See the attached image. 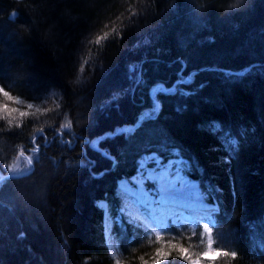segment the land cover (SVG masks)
<instances>
[{"label":"trees","instance_id":"obj_1","mask_svg":"<svg viewBox=\"0 0 264 264\" xmlns=\"http://www.w3.org/2000/svg\"><path fill=\"white\" fill-rule=\"evenodd\" d=\"M0 84L42 112L0 116V170L18 153L34 162L0 181V264H116L98 201L116 219L118 182L147 152L178 153L219 203V264H264V0H0ZM156 102L131 138L98 144L108 158L88 145ZM112 232L144 264L150 230L125 218Z\"/></svg>","mask_w":264,"mask_h":264},{"label":"rangeland","instance_id":"obj_2","mask_svg":"<svg viewBox=\"0 0 264 264\" xmlns=\"http://www.w3.org/2000/svg\"><path fill=\"white\" fill-rule=\"evenodd\" d=\"M13 36V35H12ZM11 39V37H9ZM0 87L1 84H0ZM160 85H157L153 88V97L155 98V95L158 91L161 90ZM3 88V87H2ZM7 91L6 89H4ZM10 96L13 97L12 100H8L5 97L6 103L12 107L13 109L18 108H25L28 113L35 112L37 115L39 113H42L40 111H36L37 106H40V101H34L32 99H28L25 97L20 96H14L10 92H8ZM3 95V94H2ZM54 98H56V101L59 100V97L57 95H53ZM4 97V96H3ZM17 101H21V103H17ZM13 103V104H10ZM41 102L44 104L46 103L45 100L41 99ZM28 104H32L33 107L29 109L27 107ZM155 113H157V110L160 108L159 103H155ZM153 106V107H154ZM153 107L150 109H147L144 111L143 116H145L147 113L153 111ZM2 108V109H1ZM0 108V116H3L4 107ZM35 108V109H34ZM9 110H11L8 107ZM23 109V110H25ZM21 110V111H23ZM30 111V112H29ZM33 113V114H35ZM12 114V113H11ZM184 159L176 153L175 156L169 158L166 160L164 157H162L157 152H147L144 153L138 161L139 167L135 175L132 177H125L122 178L118 182L119 191L122 196V207H121V215L126 216L130 221H134L135 223L143 224L147 227H149L152 240L149 239L147 242L150 244V254H147L145 256L144 264H154L155 261H159V264H192V261H199V264H219V262H222L223 255L219 257L214 258H205L203 256L204 252L211 251L216 252L218 249L214 247L213 239H212V231L211 233H208L204 229V224L207 223L209 228V221L212 222V216L209 214L211 211H208L209 213L200 214V213H191L188 212V210H181L176 212L174 208H176L174 205L170 206L167 209H162L163 211H167L170 213H173L172 211H175V214L180 216V219H177L176 217H160V216H152L149 213L145 212V210L135 205L132 201L126 200L125 196L123 195L121 191V187L125 184L129 188H133L135 186V180L134 178H139L141 176V173H149L152 172V170H163L167 168H171L174 174L178 175L181 178V183L178 184L177 188V194L176 198L182 199L184 203H194L195 205L201 204L204 205L205 202H207V199L201 194V189L199 187V184L196 183L193 179H191L184 168ZM152 174H155V172H152ZM143 187L152 192L153 195L156 193V189L153 187L152 181H144ZM101 207L107 210H109V206L106 204V202H99ZM141 215V219H135L133 217H130V215ZM196 216L200 219L199 222L202 223L203 228L201 229L200 225L190 224V221L196 219ZM190 224V227L184 228V223ZM174 224L178 228H182L180 230L179 235L175 234L172 235L171 233L167 232L168 227ZM105 229H106V243L110 250L111 256L114 259V261L119 262V264H128L126 262V258L124 253L121 251V248L115 238V236L112 234V226H113V220L109 215L106 214L105 217ZM157 234H159V237H157ZM209 240L212 241V247L209 249L208 242ZM150 241V242H149ZM186 248L187 252L182 253L180 251V248ZM158 251L160 252V255H157ZM187 256V259L184 257ZM166 257V258H165Z\"/></svg>","mask_w":264,"mask_h":264},{"label":"snow or ice","instance_id":"obj_3","mask_svg":"<svg viewBox=\"0 0 264 264\" xmlns=\"http://www.w3.org/2000/svg\"><path fill=\"white\" fill-rule=\"evenodd\" d=\"M239 2V0H238ZM18 16V12L17 11H12L9 16L8 19L10 21H13L16 17ZM228 78H231L232 74L228 73L226 74ZM195 77V74H193V79ZM238 78H242V76H240L238 74ZM190 82V81H187ZM200 87H203V85H200ZM0 93L3 94L4 97H6L8 100H12L13 97L9 95L8 91H5L4 88L0 87ZM192 92H186L185 95L189 96L191 95ZM17 103H21V101H17ZM4 110L9 112V114L11 112H16L18 111V109H8V105L5 104L4 106ZM27 107L29 109H31L33 107L32 104H28ZM185 108L184 107H178L176 109L177 112H182L184 111ZM36 111H40L39 108L36 109ZM19 115L21 117L27 115L26 112L20 111ZM156 118V113H155V106L153 107V111L147 113L144 118L142 120H139L136 124L135 128H128L127 126L124 127H118L113 129L112 131L106 132L105 134H103L102 136L98 137L96 140H88L87 143L88 145L96 148V150H99L102 155H104L105 157L108 158V153L103 151L102 149H100L98 146V144L100 142H104L107 141L109 139L115 138L117 136H124L126 138H131V136L134 134V132L136 130H138L140 127L143 126L145 121H150ZM9 123H11V120H9ZM72 124L71 122H69V124L64 125V127H71ZM216 127H218V125H214ZM77 143L79 144H83L85 143V141L83 140V138H79ZM21 155H23V153H21ZM29 164H32V160L29 159L28 160ZM152 172H155V174H152ZM152 172L149 173H141V176L137 179L134 178L135 180V186L133 188H129L127 186V184L123 185L121 187V191L123 193V195L125 196L126 200H130L132 201L135 205L142 207L145 212L149 213L152 216H160V217H176L177 219H180V216L175 214V213H170L167 211H163L162 209H167L170 206L174 205L176 203V194H177V188H178V184L181 183V178L174 174V172L172 171L171 168H167V169H163L160 171L157 170H152ZM21 175H23V173H21ZM144 181H152L153 182V187L156 189V193L155 195H153L152 192L146 190L143 187V182ZM141 215H130V217H133L135 219H141ZM204 229L205 231H207L208 233H211L212 229L209 228L208 224L205 223L204 224ZM157 237H159V234H157ZM208 246L209 249H211L212 247V241L209 240L208 242ZM180 251L182 253H186L187 249L181 247ZM157 255H160V252L158 251ZM228 256L229 253L226 251H220L217 250L216 252H211V251H207L203 253V256L205 258H214V257H219V256ZM231 255L233 257L236 256L235 252H232ZM166 258V257H165ZM185 259H187V256L184 257ZM117 264H119V262H117ZM154 264H159V261H155ZM192 264H199V261H192Z\"/></svg>","mask_w":264,"mask_h":264},{"label":"bare ground","instance_id":"obj_4","mask_svg":"<svg viewBox=\"0 0 264 264\" xmlns=\"http://www.w3.org/2000/svg\"><path fill=\"white\" fill-rule=\"evenodd\" d=\"M14 11H17L18 12V16L13 20V21H10L9 20V23H13L12 24V26H15V24L17 23V20H18V17L20 16V12L18 11V10H14ZM8 23V24H9ZM17 25V24H16ZM18 29H16V31H17ZM189 80H191V75L190 76H188L187 78H186V81H189ZM160 86H162L161 87V90H164L165 89V87L163 86V85H160ZM156 87V86H155ZM153 90V89H152ZM160 90V91H161ZM152 93H153V91H152ZM153 95V94H152ZM156 95H157V93H156ZM156 95H155V97H156ZM160 110V108L157 110V113H158V111ZM156 113V114H157ZM144 118V116L143 117H141L140 118V120H142ZM158 153V152H157ZM29 159H31L32 160V164H29L28 163V160ZM34 165V162H33V159L30 157V156H28V155H26V154H23V155H21V153H18V154H16V157H15V161L13 162V164H11V165H9V166H6V167H4V168H1V170H0V181H1V179H3L5 176H9V175H11V174H15V173H19V172H21L20 170H22L24 173L25 172H27V171H29V169L32 167ZM138 167H139V164H138ZM138 169V168H137ZM195 181V180H194ZM196 183H198L197 181H195ZM199 187H200V185H199ZM200 189H201V187H200ZM201 194L207 199V202H205V204L204 205H201V204H199V206L198 205H195L194 203H192V202H190V203H184L183 202V200L182 199H178V198H176V203L174 204V206L176 207V208H174V210L176 211V212H178V211H181V210H188V212H190L191 211V213H194V212H196V213H200V214H205V213H209L208 211H211L209 214L213 217L212 218V223H214L215 221H214V218L217 216V212H219L220 211V205H219V203L217 202V201H214V200H212V201H210L209 200V198H208V196L207 195H205L204 193H203V191H202V189H201ZM106 202L105 200H99L98 201V205L101 207V205L99 204V202ZM106 204L108 205V203L106 202ZM173 206V205H172ZM102 209H103V211H104V224H105V217H106V214L108 215V212H109V210H107V212L105 211V209L103 208V207H101ZM120 211H121V209H120ZM119 211V212H120ZM175 211H172L173 213H175ZM109 215H110V212H109ZM110 217H111V215H110ZM198 217H200V216H196V219L194 218V220H192V221H190V224H194L196 221H200V219L198 218ZM112 218V217H111ZM125 218H127L126 216H122L121 215V212L119 213V215L116 217V219H114L113 220V218H112V220H113V222L115 221V220H117V221H121V220H123V219H125ZM210 222V221H209ZM137 224H139V223H137ZM143 225V224H142ZM172 226H175L174 224H171ZM184 226H188V223H184ZM144 227L145 228H148L149 229V227H147V226H145L144 225ZM104 229H105V225H104ZM112 229H113V226H112ZM150 230V229H149ZM105 234H106V229H105ZM112 234H113V232H112ZM105 237H106V235H105ZM111 254V253H110Z\"/></svg>","mask_w":264,"mask_h":264}]
</instances>
